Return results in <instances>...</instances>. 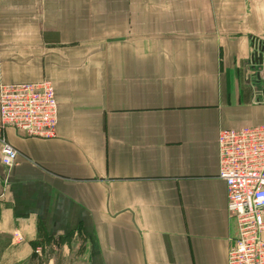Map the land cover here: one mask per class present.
Wrapping results in <instances>:
<instances>
[{
  "label": "crops",
  "instance_id": "0c3cea01",
  "mask_svg": "<svg viewBox=\"0 0 264 264\" xmlns=\"http://www.w3.org/2000/svg\"><path fill=\"white\" fill-rule=\"evenodd\" d=\"M43 79L56 135L1 131L6 254L81 238L86 264H228L218 140L264 124V0H0V85Z\"/></svg>",
  "mask_w": 264,
  "mask_h": 264
},
{
  "label": "built area",
  "instance_id": "2783aa9c",
  "mask_svg": "<svg viewBox=\"0 0 264 264\" xmlns=\"http://www.w3.org/2000/svg\"><path fill=\"white\" fill-rule=\"evenodd\" d=\"M0 122L2 163L10 167L17 163L19 150L1 132L6 127L33 136L56 135L53 82L1 84ZM218 143L219 176L226 183L228 213L235 223L228 264H264V124L222 129Z\"/></svg>",
  "mask_w": 264,
  "mask_h": 264
},
{
  "label": "rangeland",
  "instance_id": "374dc122",
  "mask_svg": "<svg viewBox=\"0 0 264 264\" xmlns=\"http://www.w3.org/2000/svg\"><path fill=\"white\" fill-rule=\"evenodd\" d=\"M10 239L0 235V264H86L84 242L81 238L71 240H49L39 244L33 254L10 256L6 254Z\"/></svg>",
  "mask_w": 264,
  "mask_h": 264
},
{
  "label": "water",
  "instance_id": "95a60500",
  "mask_svg": "<svg viewBox=\"0 0 264 264\" xmlns=\"http://www.w3.org/2000/svg\"><path fill=\"white\" fill-rule=\"evenodd\" d=\"M253 60L258 63V64H262L263 63V53L259 52L258 50H256L253 54Z\"/></svg>",
  "mask_w": 264,
  "mask_h": 264
}]
</instances>
